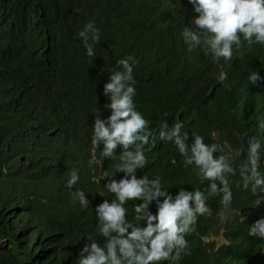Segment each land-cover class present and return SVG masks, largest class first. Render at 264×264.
Returning <instances> with one entry per match:
<instances>
[{"label": "trees", "instance_id": "16d2710c", "mask_svg": "<svg viewBox=\"0 0 264 264\" xmlns=\"http://www.w3.org/2000/svg\"><path fill=\"white\" fill-rule=\"evenodd\" d=\"M196 15L189 0H0V264H77L89 238L103 243L95 207L115 197L100 176H124L114 167L122 146L112 160L91 139L95 117L111 115L103 89L122 58L136 61L134 103L149 121V162L138 178L159 176L173 196L179 187L207 186L198 170L184 167L174 143L160 139L165 122V131L183 122L189 143L198 134L226 151L246 148L253 136L264 142L257 128L264 119V44L241 37L232 60L217 63L205 45L190 49L181 35L185 26L198 31ZM89 21L100 29L92 57L77 35ZM253 71L256 84L248 79ZM73 168L80 180L69 190ZM238 181V174L230 177L235 219L221 223L220 197L209 198L212 214L198 218L186 237L191 254L179 264H264V239L248 234L264 217V203L254 207ZM76 189L87 206L70 196ZM137 203L126 205L133 222ZM150 210L155 214V202Z\"/></svg>", "mask_w": 264, "mask_h": 264}, {"label": "clouds", "instance_id": "9594fccd", "mask_svg": "<svg viewBox=\"0 0 264 264\" xmlns=\"http://www.w3.org/2000/svg\"><path fill=\"white\" fill-rule=\"evenodd\" d=\"M196 15L191 21L197 30L185 26L181 35L190 49L205 45L219 63L223 58L231 61L233 46L239 48L241 37L249 45L264 44V0H189ZM82 39L86 54L95 56L94 46L100 40V29L94 21H89L77 34ZM133 57L128 56L117 61L112 68L103 93L110 103L107 108L111 115L106 119L95 117L91 143L93 149L102 144V155L116 160L117 146H122L118 162L114 165L124 176L115 179V173L103 172L100 179L114 199H104L96 205L98 232L103 243L96 240L85 243L77 253V264H179L183 257L191 254L187 236L194 231L198 218L211 216L212 209L207 201L220 197V210L217 217L221 223L235 219L233 192L230 177L238 174V187L250 190L255 197L254 207L264 203V142L257 136L250 137L246 148L242 144L231 151L219 143L206 144L204 137L198 134L189 143V134L182 132L183 122H176L170 131L166 122L161 126V140L171 141L184 157V167L197 171L201 182H207L205 189L187 190L179 187L174 196L162 187L161 178L136 175L137 169L148 164L145 145L149 142L147 121L136 109L135 79L133 76ZM220 82L227 79V73L221 70ZM249 82L256 84L260 77L253 71ZM257 128L264 136V119H259ZM221 153L220 155H214ZM239 161V163H237ZM91 163V162H90ZM79 169L73 168L65 187L73 189L79 182ZM74 201L87 206L89 200L81 189L69 192ZM130 201H139L134 205L135 222L128 219ZM156 203V212L150 210ZM245 219V217H243ZM249 236L264 239V217L249 226Z\"/></svg>", "mask_w": 264, "mask_h": 264}]
</instances>
